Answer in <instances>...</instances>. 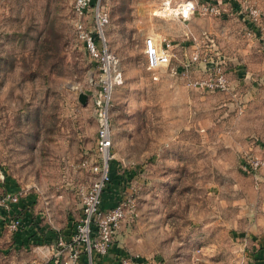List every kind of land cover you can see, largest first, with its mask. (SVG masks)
<instances>
[{"label": "rangeland", "instance_id": "374dc122", "mask_svg": "<svg viewBox=\"0 0 264 264\" xmlns=\"http://www.w3.org/2000/svg\"><path fill=\"white\" fill-rule=\"evenodd\" d=\"M165 1L109 4V44L123 76L106 104L114 136L110 184L139 213L123 233L130 251L151 264H188L194 242L216 263L240 255L253 264L254 237L264 240V231H253L250 216L264 198V169L257 187L242 162L250 153L264 156V0H196L189 18L163 12ZM74 2L0 0V193L7 184L35 196L36 232L62 237L81 218V189L96 176L82 163L99 160L105 109L99 71L76 37ZM148 35L174 44L176 56L157 72L147 66ZM219 67L229 90L194 85L215 78ZM236 190L249 200L242 227L232 214ZM211 220L228 231L224 249L194 231ZM13 235L6 229L0 236V264H27L33 249L15 248Z\"/></svg>", "mask_w": 264, "mask_h": 264}, {"label": "built area", "instance_id": "2783aa9c", "mask_svg": "<svg viewBox=\"0 0 264 264\" xmlns=\"http://www.w3.org/2000/svg\"><path fill=\"white\" fill-rule=\"evenodd\" d=\"M111 1L75 0L74 2L73 24L76 37L94 63V67L99 71L102 92L98 104L102 107L105 106V109L101 115L100 127L97 132V157L99 160L92 158L82 163L83 166H90L96 176L89 187L81 189L82 216L76 222L73 233L69 238L60 236L56 241V249L53 251L51 259L54 264H78L82 255H86L89 264H93L95 256L101 257L108 254L124 222L136 219L139 215L135 200L129 196L121 198L111 208L103 206V194L112 179L110 161L114 157L112 151L114 147L113 127L106 104L111 98L113 88L123 83L119 58L111 50L109 44L108 28L111 24L109 4ZM172 3L173 0L165 1L162 7L163 12L189 18L196 13L199 2L186 0L176 4ZM201 8L205 11L209 9L204 4ZM249 15L254 20H258L259 10L251 7ZM261 32V38L264 40V26ZM144 46L148 69L153 72L168 67L173 57L176 56L174 44L168 38L158 40L156 35H148L145 38ZM196 60H198V55L193 58V61ZM215 75V78L197 81L194 85L208 89L229 90L230 81L221 67L217 68ZM242 169L254 179L258 187L263 181L264 156L256 153L248 154L243 159ZM26 197L27 192L22 189L0 194V220H3V225L11 232H17L23 223L22 217L11 213V208L22 204ZM130 261L131 259L127 258L123 260L124 264H129Z\"/></svg>", "mask_w": 264, "mask_h": 264}, {"label": "crops", "instance_id": "0c3cea01", "mask_svg": "<svg viewBox=\"0 0 264 264\" xmlns=\"http://www.w3.org/2000/svg\"><path fill=\"white\" fill-rule=\"evenodd\" d=\"M145 41V40H144ZM263 179V178H262ZM2 184L4 185V182H2ZM17 189H21V188H16V187H9L7 184L5 185V187L3 188V192H1L0 194L6 192V191H11V190H17ZM119 189L117 188L116 185H110L109 188L106 189V191L103 194V206L104 208H111L113 207L117 202H119V200L121 199V194L118 193ZM235 197H234V201H233V216H235V221L236 223L242 227V223H241V217H245L244 219H246L248 217V215H250V213H248V209L246 210V208L244 207L245 204H248L249 200L244 197V195H242L241 191L236 190L235 191ZM34 199L35 196H33L32 194L27 195L26 200L24 202H22V204L14 206L13 208H11V213L13 215L16 216H20L23 218V223L22 226L20 227V229L17 232H14L13 238L15 240V248L16 246H23L24 244L26 245V247L33 249V254L31 255V257L33 259H36L37 257L39 259H41L43 262H45L44 264H54L52 262V255H53V251L56 249V240L54 239L51 243H45V245H41V246H31L29 245V242H31V244L33 243V241H35L34 243H39L42 239H44L45 237H50L52 233L51 230H47V228L44 230V233H46L44 235V233L40 234L39 232L37 233V226L34 225L35 220L38 221L39 220V216L38 214H35L32 212L31 207L33 206L34 203ZM229 202V201H228ZM260 207L258 208L259 211H257L255 214H251L250 217H254L256 220V225L253 228V231H256L257 233H262L264 231V212L261 211V207L263 204L264 207V198L261 201L260 200ZM28 205V206H26ZM231 205V204H230ZM242 207V209L240 208ZM240 209V210H239ZM253 213V212H252ZM43 216V214H42ZM131 220L134 219H130L126 222H129ZM218 221L217 220H211L210 223H205L202 227L196 228L194 229L195 233H201V234H211V239H213L211 242L213 243V247L214 248H221L224 249L226 248V240L228 238V231L224 226H221L219 224H217ZM123 227V225H122ZM49 228V227H48ZM7 228L3 225V220H0V236L2 235V233L5 232ZM237 231V230H236ZM233 232V231H232ZM236 233V236H235ZM242 232L241 230L238 232H233L234 234V238H236L235 242H239L238 236H242ZM36 234V235H35ZM215 234H217V236H215ZM238 234V235H237ZM30 236H32L31 238H29ZM264 236V235H263ZM54 237V235L52 236ZM130 235L129 234H125L123 233L122 228L120 229L119 233L117 234V236L115 237L114 243L110 249V251L108 252L107 255L105 256H101L96 260V264H124L123 260L125 258L127 259H131V261L129 262V264H151L149 261L146 260V258H142L141 256H139L138 254H134L130 251V249H132V245L130 244V240H129ZM255 241H256V247L257 250H260V248L264 245V240L254 237ZM252 236V239H254ZM257 238V240H256ZM249 242V240H248ZM197 242H194L193 245V251H192V255L189 256V262L188 264H223L222 261L219 260V262L216 263V259L214 258H210L207 256H204V252H203V248H201L200 246H198L196 244ZM18 248V247H17ZM19 249V248H18ZM31 252V251H30ZM31 254V253H30ZM210 255V253H209ZM261 255V253H260ZM68 256V254H67ZM193 256V257H192ZM137 257V258H136ZM260 257V256H258ZM134 258V259H133ZM255 258V262H253V264H262V261L257 260L256 257ZM32 259V260H33ZM49 259V262H47ZM29 258V262H27V264H36L38 263L37 260H33L32 261ZM246 263L248 262V260H244V257H240L237 256L232 260V263ZM78 264H89V260L87 258L86 255H82L80 258V261L78 262Z\"/></svg>", "mask_w": 264, "mask_h": 264}, {"label": "trees", "instance_id": "16d2710c", "mask_svg": "<svg viewBox=\"0 0 264 264\" xmlns=\"http://www.w3.org/2000/svg\"><path fill=\"white\" fill-rule=\"evenodd\" d=\"M111 176H112V174H111ZM111 181H112V179H111ZM110 185L111 184H109L108 188L110 187ZM26 206H28V205H26ZM74 226L75 225H73L71 227V230H70V233H69L68 237H64V238H69L71 236V234L73 233V230H74ZM52 233H54V234H51L50 237H45L40 242H43L44 241L45 243H49V242L51 243L54 239L57 241L58 238L61 236V235L57 234L55 231H53ZM53 235H54V237H52ZM260 253H261V255H260ZM258 256H260V257H258ZM255 257H256L257 260H260L262 262L264 261V245L260 248V250L257 251V255H255ZM98 258H99L98 256H95L93 258V264H96V260Z\"/></svg>", "mask_w": 264, "mask_h": 264}, {"label": "water", "instance_id": "95a60500", "mask_svg": "<svg viewBox=\"0 0 264 264\" xmlns=\"http://www.w3.org/2000/svg\"><path fill=\"white\" fill-rule=\"evenodd\" d=\"M79 101L83 104L86 105L88 102V95L85 93H81L79 96Z\"/></svg>", "mask_w": 264, "mask_h": 264}]
</instances>
